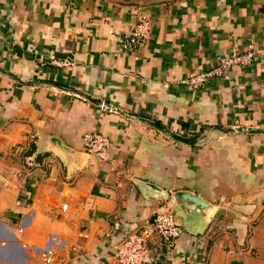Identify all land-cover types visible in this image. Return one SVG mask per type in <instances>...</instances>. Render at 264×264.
<instances>
[{
	"label": "crops",
	"instance_id": "1",
	"mask_svg": "<svg viewBox=\"0 0 264 264\" xmlns=\"http://www.w3.org/2000/svg\"><path fill=\"white\" fill-rule=\"evenodd\" d=\"M140 15L146 44L120 52ZM262 45L264 0H0V264H113L160 202L136 180L219 207L171 251L150 242L158 262L264 264V57L179 83ZM87 131L109 140L94 162L36 154L38 134L85 152Z\"/></svg>",
	"mask_w": 264,
	"mask_h": 264
},
{
	"label": "built area",
	"instance_id": "2",
	"mask_svg": "<svg viewBox=\"0 0 264 264\" xmlns=\"http://www.w3.org/2000/svg\"><path fill=\"white\" fill-rule=\"evenodd\" d=\"M150 31V21L145 15H140L138 20L130 25L119 41V51L132 54L144 47ZM264 57V45L249 47L239 52L233 51L219 64L201 73L190 74L182 78L179 83L189 90L202 86L211 78L228 79L229 73L234 68H243ZM57 63L56 61H54ZM57 65H67L61 61ZM101 106L104 108V104ZM82 139L87 153L98 155L104 153L109 146L106 136L95 131H87ZM64 209V207H63ZM183 234V228L176 225L175 217L165 201H160L153 211L151 222L138 231L128 233L123 240L115 246L113 264H163L156 260L150 242L159 243L171 251L176 240ZM44 262L53 261V252L48 251L43 255Z\"/></svg>",
	"mask_w": 264,
	"mask_h": 264
},
{
	"label": "water",
	"instance_id": "3",
	"mask_svg": "<svg viewBox=\"0 0 264 264\" xmlns=\"http://www.w3.org/2000/svg\"><path fill=\"white\" fill-rule=\"evenodd\" d=\"M152 124L164 130L160 123L150 120ZM36 154L52 153L57 155L66 170L72 171L85 164L87 159L93 162L96 156L79 152L67 146L62 139L52 135L38 134L35 141ZM138 189L146 199L165 201L175 217V223L190 233L203 234L213 221L219 207L202 196L186 190L168 192L162 187L145 180H136Z\"/></svg>",
	"mask_w": 264,
	"mask_h": 264
}]
</instances>
